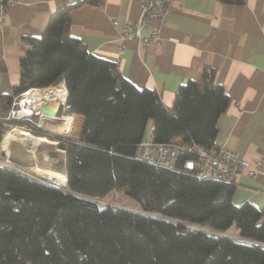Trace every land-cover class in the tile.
<instances>
[{
  "label": "trees",
  "instance_id": "trees-1",
  "mask_svg": "<svg viewBox=\"0 0 264 264\" xmlns=\"http://www.w3.org/2000/svg\"><path fill=\"white\" fill-rule=\"evenodd\" d=\"M54 11L44 31L29 38L19 81L0 96V140L20 121L3 118L15 94L61 78L67 112L81 113L78 138L55 136L65 151V174L32 170L46 182L0 163V264H264V209L232 201L234 185L135 156L146 128L156 140L193 139L212 146L228 104L213 68L201 82L181 83L171 109L153 88L137 87L114 62L89 52L69 33V10ZM241 4L243 0H219ZM73 113L65 130L71 131ZM59 118V117H58ZM72 134V133H70ZM2 154V153H0ZM123 189L142 210L99 206L94 197ZM217 231L234 228V238Z\"/></svg>",
  "mask_w": 264,
  "mask_h": 264
},
{
  "label": "crops",
  "instance_id": "crops-1",
  "mask_svg": "<svg viewBox=\"0 0 264 264\" xmlns=\"http://www.w3.org/2000/svg\"><path fill=\"white\" fill-rule=\"evenodd\" d=\"M75 1L22 0L7 5L0 22V96L11 93L18 83L19 59L29 38L41 35L54 11ZM140 14L139 0L84 1L69 10V33L89 52L118 62L117 70L135 86L155 89L169 109L181 83L189 79L201 82L203 70L213 68L215 81L223 86L229 101L218 117L212 146L224 145L248 160L261 157L264 161V0H243L241 4L173 0L165 20L154 19L146 29H157L161 39L146 45L123 39L118 58L121 24L137 19ZM112 18H117L118 24H112ZM52 102L59 108L58 115L77 114L72 116L70 133L78 138L84 115L67 112V107ZM46 123H42L44 130ZM49 132V135L56 133ZM2 139L1 156L6 155L13 164L8 166L29 172L24 166L35 163L37 167L39 162L49 170L66 174L63 149L61 157L50 156L46 143H40L35 150H22L16 140L10 139L6 150L1 147ZM38 150L40 153L36 155ZM232 184L233 203L248 201L264 209L263 174L251 177L240 173Z\"/></svg>",
  "mask_w": 264,
  "mask_h": 264
},
{
  "label": "built area",
  "instance_id": "built-area-1",
  "mask_svg": "<svg viewBox=\"0 0 264 264\" xmlns=\"http://www.w3.org/2000/svg\"><path fill=\"white\" fill-rule=\"evenodd\" d=\"M22 0H0V22L3 21L7 5ZM141 6V14L135 20L125 21L121 24L119 32V50L118 58H120L123 44L122 40L126 38L133 39L138 45H146L151 40L159 41L161 39L157 29L146 31L151 21L157 19L160 22L171 11V2L173 0H139ZM112 24H118L117 18H112ZM115 68L119 69L118 62L114 63ZM64 86V80L61 78L57 83L38 87L32 86L24 89L13 96L11 106L7 113L3 116L5 120L20 121L22 125H12L8 131L18 130V127L34 126V131L40 130L42 122L52 119H58L60 116H53L42 112V106L45 103L57 102L63 106V100L55 94L57 86ZM48 89V96L43 99L34 100L36 104L30 101L22 102L21 97L30 90ZM23 103L27 104L28 110H22ZM64 122V120H63ZM65 125V123H64ZM135 156L138 159L149 163H159L169 167H179L185 171L194 172L198 179H211L222 183H232L236 176L240 173H246L251 177L257 174L264 175L263 158L257 157L251 160L246 159L242 154L232 148L224 145L213 147L194 141L193 139H174L168 141L156 140L151 134L148 137L141 138L135 145ZM219 232L220 231H212ZM229 236L234 237L238 241L253 242L248 238L239 236L238 233H230ZM264 247V244L262 245Z\"/></svg>",
  "mask_w": 264,
  "mask_h": 264
},
{
  "label": "rangeland",
  "instance_id": "rangeland-1",
  "mask_svg": "<svg viewBox=\"0 0 264 264\" xmlns=\"http://www.w3.org/2000/svg\"><path fill=\"white\" fill-rule=\"evenodd\" d=\"M58 116H60V114ZM58 119H52V120L45 119L43 122L44 123L47 122L45 124V127H46L47 130H44L42 128V126H41L40 130H36L34 132H31L29 130V132L33 133L37 137L38 136L40 137V136L43 135V136H46L47 138H49L51 142H49L48 144L47 143L45 144L46 147L49 148V150H50L49 155L50 156H60L61 157L62 156V149L59 147V145H58V139L55 136H58V135L59 136H67V137H70L71 136V138H73L74 135L73 134H70L69 131L65 130V125H64L63 120L62 119H59L58 120ZM60 122H61V124H60ZM18 129H20V130L24 129V130H27L28 131V129L25 128V127H18ZM49 131H54V132L56 131V133L55 134H52V135H49V134H47V133H50ZM10 132H13L15 134H20V131H18V130H15V132L14 131H8V132H6L5 137H4V141H5V138H6V135H7V141H8V143H9V140H10V138H9V133ZM42 133H44V134H42ZM150 135H151V129L150 128H146V130L144 132V137L146 138V137H148ZM42 143H45V142H42ZM17 144H18V146L22 150L25 148L22 144H20V142H18ZM3 145H4V142H3ZM3 145H2V148H4ZM39 149H41V148H39ZM39 153H40V150L36 151L35 154L37 155ZM1 155H3V154H0V163L1 164H5L7 166L8 165H13L11 159H7V156L6 155L4 157H2ZM30 158H31V161H33V158L32 157H30ZM57 160L60 161L61 159L58 158ZM44 165L45 164L39 163V162L37 163V167L35 166V163H34L33 166L25 165L24 168L28 167L26 169L29 172H24V173H26V174H28L30 176H33V177H35L37 179L46 181V182H49V181L50 182H54L58 186H61V187L64 188L65 187V181H64V179H63V182H59L57 180H53V179H49V178H47V180H46L43 176L38 175L37 173H35L34 171H32V170H36V171H40V172H51L53 174H62V175L64 173V172L62 173L61 171L49 170V167L48 166L46 167ZM9 167H11V166H9ZM93 199L96 201V203L99 206H103L105 204H114V205L124 206V207H127V208L142 210L140 203L135 198L129 196L123 189H114V190H111L109 193H107L103 197H94ZM189 225L195 226L197 228H202V226H200V225H194V224H189ZM206 230L207 231H210V232L215 231L212 228H206ZM224 232H226L229 235V232L234 234L237 231L234 228H230L229 230L224 231Z\"/></svg>",
  "mask_w": 264,
  "mask_h": 264
},
{
  "label": "bare ground",
  "instance_id": "bare-ground-1",
  "mask_svg": "<svg viewBox=\"0 0 264 264\" xmlns=\"http://www.w3.org/2000/svg\"><path fill=\"white\" fill-rule=\"evenodd\" d=\"M54 90H55V94H57L61 99L64 98L65 88H64V86L62 84H61V86H57ZM48 94H49L48 89L30 90V91H28L27 93H25L21 97V100H22V102L30 101L31 104L35 105L36 101H34V100L43 99V96L47 97ZM52 103H54V102H52ZM56 103H54V104H56ZM28 107L29 106L27 104L23 103L22 110L20 112H22L24 110H28ZM63 107H68V105L66 104V98H64V100H63ZM59 119L64 120V123H65V126H66V124H67V115H65V113H63L59 117ZM60 124H61V122H60ZM26 128L28 129V131L22 129L20 131V134H15L13 132H10L9 133V138L13 139L14 141L16 140L17 142H20V144H22L28 150H35V147L37 145H39L40 143H42V142H45V143L51 142L50 139H48L46 136L42 135L40 137L39 136L37 137L33 133H31V132H34V126H26ZM29 130L31 132H29ZM7 159H9V158L7 157ZM26 168H28V167H26ZM65 176H66V174H65ZM202 229L206 230L205 227H202ZM220 234H223V235H226V236L230 237L224 231L220 232ZM232 238H234V237H232ZM258 244H260L262 246L264 244V242H258Z\"/></svg>",
  "mask_w": 264,
  "mask_h": 264
},
{
  "label": "water",
  "instance_id": "water-1",
  "mask_svg": "<svg viewBox=\"0 0 264 264\" xmlns=\"http://www.w3.org/2000/svg\"><path fill=\"white\" fill-rule=\"evenodd\" d=\"M42 112L57 117V116H58V112H59V108H58V107H54L53 105H51L50 103L47 102V103L43 104V106H42ZM50 183L57 185V184L54 183V182H50ZM252 241H253V240H252ZM253 242H254V241H253Z\"/></svg>",
  "mask_w": 264,
  "mask_h": 264
}]
</instances>
